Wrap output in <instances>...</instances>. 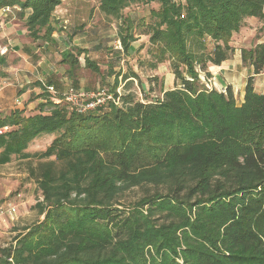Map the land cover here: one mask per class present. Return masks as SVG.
Segmentation results:
<instances>
[{"label": "trees", "instance_id": "trees-1", "mask_svg": "<svg viewBox=\"0 0 264 264\" xmlns=\"http://www.w3.org/2000/svg\"><path fill=\"white\" fill-rule=\"evenodd\" d=\"M62 1L0 0V12L23 19L31 40L51 42ZM97 3L122 52L147 37L137 67L167 64L174 86L142 102L127 90L132 72L120 86L114 77L112 91L125 87L113 94L119 104L98 111L73 113L42 86L34 114L0 111V165L38 161L43 217L0 246V264H264V94L253 88L264 43L241 52L250 68L242 103L230 87H206L246 19L264 29V0ZM140 6L145 15L132 16ZM83 52L62 53L70 77ZM42 135L55 136L41 153L26 152Z\"/></svg>", "mask_w": 264, "mask_h": 264}, {"label": "crops", "instance_id": "crops-1", "mask_svg": "<svg viewBox=\"0 0 264 264\" xmlns=\"http://www.w3.org/2000/svg\"><path fill=\"white\" fill-rule=\"evenodd\" d=\"M91 2L93 1L63 0L61 5L55 9L54 17L58 28L52 33L51 42L31 40L23 25V19L15 14L5 16L0 12V48L6 47L7 49V53L0 56V111L10 112V110L17 109L23 111L24 114L31 115L43 102L39 97L43 91L42 87L51 86L56 92L63 94L69 87L83 90L91 85L89 74L78 78L75 77L77 74L74 71V77H70L69 67L61 63L62 53L70 48L84 50L81 56L92 61L102 56L103 50L111 45V32L115 31L116 27L113 23L105 21L97 9L98 3L96 6H90ZM232 35L230 45L234 53L229 60L221 63V66L210 67L208 73L209 77L213 76L215 79L217 86L215 90L220 91V89L230 87L237 101L242 103L250 68L242 63L241 52L264 43V29L259 20L248 18L243 27ZM140 37L142 35L135 37L137 40L131 43L126 52L127 55L137 56V60L142 58H139V55L144 52L147 44V41L141 43L142 41L138 40ZM119 56L118 53L113 52L111 58H106L108 59L105 66L107 70L103 75L107 82H114L111 70H120L124 63L123 59H114L120 58ZM134 65L142 72L137 64ZM160 68L159 66L156 71ZM145 71L149 70L145 69ZM127 80L133 81L134 79L128 78ZM171 81L173 88L175 83L173 74ZM98 84L96 83V86ZM97 87L99 88V85ZM253 88L254 92L264 94V71L254 76ZM171 89H160V92Z\"/></svg>", "mask_w": 264, "mask_h": 264}, {"label": "rangeland", "instance_id": "rangeland-1", "mask_svg": "<svg viewBox=\"0 0 264 264\" xmlns=\"http://www.w3.org/2000/svg\"><path fill=\"white\" fill-rule=\"evenodd\" d=\"M90 6H96L97 0H92ZM155 8V5L152 6ZM128 12V11H127ZM131 12L132 16H138L139 18L145 15L144 8L140 7H132ZM116 27V23H113ZM111 45L110 47H106L103 50L102 56H99L97 60L90 61V65L92 67L98 68L97 72L90 67H84L83 59L85 56L80 57L79 68L75 71V77L81 78L89 74V79L91 85L85 88V91H94L97 86L99 88H104L108 90L112 95L115 93L116 96L119 95L124 88H118L112 91L114 82L106 81L105 76L103 75L104 71H106V64L108 59L111 58L113 52H117L114 47V41L117 40V28L115 31L111 32ZM147 37L142 36L138 38V40L147 41ZM131 45V44H130ZM120 58H114L115 60L123 59L124 63L121 65L120 70L113 71V75L117 78V82L119 86L122 84L120 81L121 75H127L133 72L137 75L138 80L134 79L133 84L127 85V90L132 92L133 96L136 97L137 100L146 101L152 100L157 97H161L160 89H171L172 88V73L170 72L169 66L167 64L159 65L161 68L159 71L150 72L145 71V69H139L134 67V64H137L135 61V55H125L122 51V46L120 44ZM3 49V48H1ZM6 49V47H5ZM7 53V49H6ZM5 53V54H6ZM102 53V52H101ZM145 52H142L139 55V58H143ZM4 54V55H5ZM106 55L108 57H106ZM3 56V55H1ZM127 58V59H126ZM88 59V58H87ZM137 60V59H136ZM110 73V72H109ZM106 74V73H105ZM211 79H214L212 76ZM96 83L98 84L96 86ZM156 83V84H155ZM214 89H216L215 81ZM144 87V88H142ZM148 89V90H147ZM55 136V135H54ZM54 136L51 135H42L40 138L33 140L29 143L26 152L33 153H41L44 151L53 140ZM39 177L38 173V161L36 159H18L17 157H12V161L6 165H0V203H14L16 206V214L14 216L13 221H0V246H6L11 244L16 236L23 233L24 229L29 228L34 225L38 221H42L43 217L39 216L38 205L42 203V196L39 188L37 187V179ZM137 190L134 192H129L124 196V199L131 203L137 197Z\"/></svg>", "mask_w": 264, "mask_h": 264}, {"label": "built area", "instance_id": "built-area-1", "mask_svg": "<svg viewBox=\"0 0 264 264\" xmlns=\"http://www.w3.org/2000/svg\"><path fill=\"white\" fill-rule=\"evenodd\" d=\"M1 12L6 16L7 14H10V9L6 8L1 10ZM113 48L118 51L121 49L119 41L114 42ZM5 53L6 49L0 48V55H4ZM212 80L213 82L215 81V79L210 78L206 82V87L209 89H214ZM45 89L51 95L56 92V90L51 86H45ZM220 91L223 92L224 90L220 89ZM52 100L57 104H65L71 112L79 115L98 111L110 103H114L116 105L119 104V98L114 97V95L104 88H98L95 91H85L84 89L79 90L74 87H69V89L62 94L61 99L54 98ZM2 132L3 131H0V134ZM15 214L16 206L14 203H0V221H13Z\"/></svg>", "mask_w": 264, "mask_h": 264}]
</instances>
